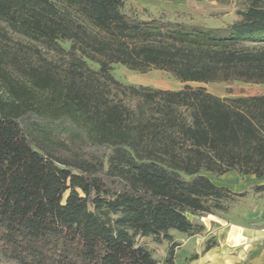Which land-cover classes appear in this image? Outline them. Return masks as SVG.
<instances>
[{"label":"trees","instance_id":"trees-1","mask_svg":"<svg viewBox=\"0 0 264 264\" xmlns=\"http://www.w3.org/2000/svg\"><path fill=\"white\" fill-rule=\"evenodd\" d=\"M216 1L235 9L223 26L201 21L220 8L143 19L127 0H0V37L4 24L49 47L71 41L80 68L63 75L0 49V264H159L137 237L202 235L191 217L239 195L207 173L264 177V95L123 87L112 74L123 64L182 83L264 84V46L244 45L264 43V0Z\"/></svg>","mask_w":264,"mask_h":264},{"label":"rangeland","instance_id":"rangeland-1","mask_svg":"<svg viewBox=\"0 0 264 264\" xmlns=\"http://www.w3.org/2000/svg\"><path fill=\"white\" fill-rule=\"evenodd\" d=\"M128 10H136L143 16V19L151 17H160L162 15L174 17L178 12L185 11L192 14L207 15L209 12L219 9L225 10L226 15L218 21L201 20L211 26H223L230 22L235 17V9L228 8L219 4L216 0H127ZM5 36L0 37V49L5 50L11 54H16L19 59L28 66H49L61 74H65L69 69L77 68V60L73 54L70 53L72 46L71 41H60L58 45L47 46L42 42L30 40L18 33H15L4 24ZM248 47H261L264 43L244 44ZM85 68V67H84ZM95 66L91 65V69ZM113 77L121 86L146 87L155 90H181L185 85H190L194 88H204L208 92L217 95L223 99H231L236 97H248L254 95H264V84H252L242 81L231 82H215V83H182L174 78L170 73L152 68L147 72H139L128 68L123 64H115L113 66ZM101 79V78H100ZM103 80V78L101 79ZM122 87V88H123ZM110 97L115 102H122L135 108L138 104V98H131L129 95L123 93V90L110 85ZM240 178L247 179L250 176H242L237 171ZM215 184L228 187L233 193L239 194L227 203L228 210L226 212L216 211L214 214L207 217H191L194 223L204 224L205 232L202 235L189 236L185 233L171 230L172 242L164 241L157 242L153 237H137L138 244L150 250L153 256L159 261V264H166L168 253L173 244L175 247V264H219L214 262L200 263V258L207 254L204 252L205 241L207 239L216 240L219 243V217L227 222H238L239 217H244L246 214L253 213L255 208L256 196L258 193L254 188L257 185L264 183L263 178H257L251 175V179L247 184L246 189H237L234 183L230 180L222 181V176L206 174ZM262 196V195H260ZM215 218L214 225L210 224L209 220ZM208 226H206V225ZM261 226V225H260ZM264 229V225L261 226ZM216 247V246H215ZM213 247L212 249H215ZM211 250V249H210ZM198 258L192 259L194 255Z\"/></svg>","mask_w":264,"mask_h":264},{"label":"crops","instance_id":"crops-1","mask_svg":"<svg viewBox=\"0 0 264 264\" xmlns=\"http://www.w3.org/2000/svg\"><path fill=\"white\" fill-rule=\"evenodd\" d=\"M249 176L248 182L253 179ZM221 179V182L230 180L237 189H246L247 179L232 171L222 175ZM257 192L262 196H256L253 213L239 217L238 222H227L219 217V243L200 258V263L264 264V229L261 227L264 225V191ZM210 219V224L214 225L215 218Z\"/></svg>","mask_w":264,"mask_h":264}]
</instances>
